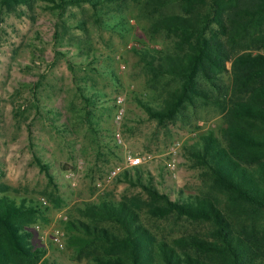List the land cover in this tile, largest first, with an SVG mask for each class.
<instances>
[{
  "label": "rangeland",
  "instance_id": "rangeland-1",
  "mask_svg": "<svg viewBox=\"0 0 264 264\" xmlns=\"http://www.w3.org/2000/svg\"><path fill=\"white\" fill-rule=\"evenodd\" d=\"M117 5L103 7L108 15L100 14V23L88 4L69 6L62 16L42 0L16 10L0 8V190L46 201L47 211L27 225L33 244L45 249L35 264H94L88 253L92 248L85 253L68 244L67 222L90 221L84 204L104 197L134 200L149 228L166 237L206 230L200 222L147 216L145 191L119 178L124 154L130 151L140 156L139 167L150 172L156 188L171 198L176 189L199 191L200 170L182 146L216 130L221 113L213 103L195 99L173 120L159 122L148 116L137 98L162 107L163 96L180 80L154 76L134 48L171 52L173 39L150 29L158 13L143 10L136 0ZM179 11L172 5L162 14ZM79 21L86 22L87 35L75 28ZM55 33L63 37L62 46ZM82 38V47L92 45L96 58L77 53L74 40ZM58 49L68 50L66 56ZM215 82L230 83L229 63ZM203 85L216 94L205 81ZM117 97L123 100L120 119ZM35 157L48 165L52 179ZM55 229L64 233L62 249L50 239Z\"/></svg>",
  "mask_w": 264,
  "mask_h": 264
},
{
  "label": "trees",
  "instance_id": "trees-1",
  "mask_svg": "<svg viewBox=\"0 0 264 264\" xmlns=\"http://www.w3.org/2000/svg\"><path fill=\"white\" fill-rule=\"evenodd\" d=\"M35 1L0 0V8L16 10L21 5L31 7ZM42 1L59 16L69 6L88 4L100 23L108 15L103 10L106 4L118 7L124 0ZM136 1L143 10L158 13L149 27L171 37L173 51L156 54L134 48L135 53L154 76L180 80L165 93L162 107L155 108L140 98L138 103L149 117L163 122L180 115L185 103L193 105L200 99L220 108L221 122L216 130L209 129L182 146L200 170L203 185L199 191L184 193L180 188L171 198L139 166L124 169L119 178L145 191L147 216L200 222L206 230L166 237L149 228L134 200L104 197L98 203L84 204L83 213L90 221L76 218L67 222L68 244L79 252L92 248L88 253L94 264H264V0ZM172 5L180 11L162 14ZM109 25L114 23L106 27ZM75 28L88 34L85 21ZM55 39L62 46L63 37L56 35ZM83 40H74L79 45L77 53L96 58L95 48H83ZM67 51L57 50L64 56ZM227 63L230 83L216 84ZM35 160L52 179L48 165ZM47 209L32 196L0 190V264H35L39 260L45 249L33 244L27 225Z\"/></svg>",
  "mask_w": 264,
  "mask_h": 264
},
{
  "label": "built area",
  "instance_id": "built-area-1",
  "mask_svg": "<svg viewBox=\"0 0 264 264\" xmlns=\"http://www.w3.org/2000/svg\"><path fill=\"white\" fill-rule=\"evenodd\" d=\"M122 98L121 97H117L116 99V104H117V114H116V118L120 119L123 113V103H122ZM117 139L118 142H121V138L119 136V134H117ZM124 169H133L136 166H139L141 163V158L140 156L131 153L130 151H126L124 154ZM115 171H112L111 174H115ZM43 204H46L45 200H41ZM50 239L53 242V244L59 248L62 249L65 246V236L64 233L62 231H60L59 229H55L51 232L50 235Z\"/></svg>",
  "mask_w": 264,
  "mask_h": 264
}]
</instances>
